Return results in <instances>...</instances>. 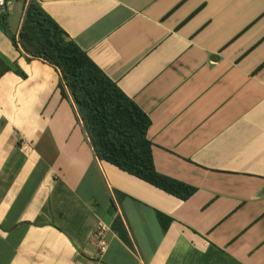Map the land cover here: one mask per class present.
<instances>
[{
  "label": "crops",
  "instance_id": "0c3cea01",
  "mask_svg": "<svg viewBox=\"0 0 264 264\" xmlns=\"http://www.w3.org/2000/svg\"><path fill=\"white\" fill-rule=\"evenodd\" d=\"M29 1L0 14V264H264V0H37L149 116L188 199L96 156L18 40Z\"/></svg>",
  "mask_w": 264,
  "mask_h": 264
},
{
  "label": "trees",
  "instance_id": "16d2710c",
  "mask_svg": "<svg viewBox=\"0 0 264 264\" xmlns=\"http://www.w3.org/2000/svg\"><path fill=\"white\" fill-rule=\"evenodd\" d=\"M69 36L37 0H30L19 42L32 57L57 66L63 96L72 98L96 156L180 198L197 188L156 168L153 143L148 138L151 119ZM17 43L16 37H14ZM114 230L126 242L128 231L120 218Z\"/></svg>",
  "mask_w": 264,
  "mask_h": 264
},
{
  "label": "built area",
  "instance_id": "2783aa9c",
  "mask_svg": "<svg viewBox=\"0 0 264 264\" xmlns=\"http://www.w3.org/2000/svg\"><path fill=\"white\" fill-rule=\"evenodd\" d=\"M13 5V0H0V14L7 12ZM110 227L104 222H100L93 234V241L97 244L99 252L104 255L109 247L107 233Z\"/></svg>",
  "mask_w": 264,
  "mask_h": 264
},
{
  "label": "water",
  "instance_id": "95a60500",
  "mask_svg": "<svg viewBox=\"0 0 264 264\" xmlns=\"http://www.w3.org/2000/svg\"><path fill=\"white\" fill-rule=\"evenodd\" d=\"M65 38H66L68 41L71 40V38H70L69 36H67V35H65Z\"/></svg>",
  "mask_w": 264,
  "mask_h": 264
}]
</instances>
